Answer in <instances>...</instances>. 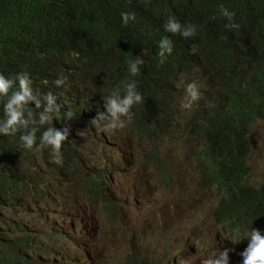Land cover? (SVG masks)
I'll return each instance as SVG.
<instances>
[{
  "label": "clouds",
  "instance_id": "1",
  "mask_svg": "<svg viewBox=\"0 0 264 264\" xmlns=\"http://www.w3.org/2000/svg\"><path fill=\"white\" fill-rule=\"evenodd\" d=\"M260 23L259 0L236 12L233 0H32L31 14L3 15L11 42L0 40V264H102L120 250L108 227L127 238L123 264H164L138 232L154 209L183 206L192 185L210 188L211 162L245 161L242 184L255 186ZM232 116L238 121L226 130ZM210 144L214 160L200 156ZM65 179L74 189L50 195ZM219 193L211 221L228 199ZM223 228L221 249L201 264H264V225ZM231 242L241 246L237 256L224 249Z\"/></svg>",
  "mask_w": 264,
  "mask_h": 264
},
{
  "label": "rangeland",
  "instance_id": "2",
  "mask_svg": "<svg viewBox=\"0 0 264 264\" xmlns=\"http://www.w3.org/2000/svg\"><path fill=\"white\" fill-rule=\"evenodd\" d=\"M257 150L254 154L253 174L250 183L259 185L264 181V122L257 123L251 130ZM190 201L177 207L174 203L162 209H154L150 216V224L138 232L147 235L152 250L160 249L164 264L176 255L178 264H201L204 258L216 255L221 249L226 232L223 225L211 221L210 213L221 202V194L212 188L191 186ZM127 238L117 243L119 249ZM224 249L237 256L240 244L231 242ZM102 259L116 261L112 256L102 255ZM235 263V261H234Z\"/></svg>",
  "mask_w": 264,
  "mask_h": 264
},
{
  "label": "trees",
  "instance_id": "3",
  "mask_svg": "<svg viewBox=\"0 0 264 264\" xmlns=\"http://www.w3.org/2000/svg\"><path fill=\"white\" fill-rule=\"evenodd\" d=\"M259 1L264 4V0ZM242 5L243 0H233L234 12L240 10ZM31 13L32 0H0V18L5 14L29 15ZM262 31H264V23L258 24L254 32ZM0 40L10 43L11 37L0 29ZM237 121V117L232 116L225 125L226 130L233 128ZM207 138L214 139V136L209 132ZM240 139L241 151L245 155L252 153L250 144L243 134ZM216 152V145L210 144L206 146L200 156L214 160ZM210 173L211 182L206 187H212L228 198L216 214L218 222H222L224 226L230 227L234 232L243 231L250 224L264 225V182L260 183V186H252L249 183L247 186L242 184L250 174V169L245 161L233 159L231 162H224L219 165L218 169L211 170ZM238 182H241V187L237 184ZM253 207H255V217L249 216L242 221Z\"/></svg>",
  "mask_w": 264,
  "mask_h": 264
},
{
  "label": "bare ground",
  "instance_id": "4",
  "mask_svg": "<svg viewBox=\"0 0 264 264\" xmlns=\"http://www.w3.org/2000/svg\"><path fill=\"white\" fill-rule=\"evenodd\" d=\"M24 16V15H23ZM178 17H180V15L178 16ZM87 23H89V22H87ZM81 25H83V24H80L79 26H81ZM76 55H81V56H83L84 55V53H83V51L82 50H77V53H76ZM0 58H2V55H0ZM7 67V65H0V71L2 72V73H4L5 72V68ZM255 67H251V68H249L248 69V72L249 71H252L253 69H254ZM62 95V94H61ZM62 101L64 100L63 98L61 99ZM61 106L63 107L64 106V104H63V102L61 103ZM92 112V116H93V118L94 117H96V110H92L91 111ZM93 122H94V120H93ZM114 129L115 128H112V129H109L108 130V132H107V136H106V138H107V141H108V143H110L111 142V135H112V132L114 131ZM201 135L203 136V137H205V138H207V136H208V134L206 133V131L205 130H201ZM76 138L77 139H79V136H78V134L76 133ZM114 162V161H113ZM210 165L211 166H214L215 167V169H218L219 168V164H217L216 162H211L210 163ZM106 179H108V184H109V188H110V190H112L113 191V189H114V184H113V182L111 181V179H110V176H109V173H107L106 174ZM66 181H65V183H64V185L62 186V188L61 189H59V190H56V191H54V192H52V193H50V195L51 194H54V193H56V195L59 193V192H61L64 188H68V189H71V190H73L74 189V186L73 185H68L67 184V182H68V179H65ZM19 193L20 194H25V192L23 191V190H21V191H19ZM30 194H32V193H30ZM5 195H8V193H6ZM74 196V194L73 193H69V200H70V198H72ZM54 201V199H51L50 200V203H52ZM221 202H223V200H221ZM4 203H5V201H4ZM90 202H88V204H89ZM1 210V209H0ZM105 217H108V214L105 216ZM249 216H244V218L242 219V221L243 220H245L246 218H248ZM255 216L254 215H252V218H254ZM4 219H7V217H4ZM34 221L35 220H32L31 221V223H30V226L28 227V230H29V232H30V234H31V229H32V226L34 225ZM97 222H98V224H101L102 225V220L101 219H99V220H97ZM113 224V221H111L110 222V225H112ZM113 230V227H108V235H112L113 236V246H116L117 247V243L119 242V240H118V237H117V235L115 234V233H113V232H111ZM1 235H2V232H0V237H1ZM84 240L85 241H92L91 239H88L87 238V235H85V238H84ZM94 244L96 243V241H94L93 242ZM235 243H237V242H235ZM135 247H137V245H133V248H135ZM230 251V250H229ZM229 251H228V253H229ZM105 255H107V256H112V257H114L115 256V259H117L116 261H113V262H110V261H108V260H104V259H102L101 260V263L102 264H123V262H122V257L123 256H127V249H123V250H118V251H116V252H112V251H108V253L107 254H105ZM57 257H58V255H57ZM175 258H176V255H174L173 257H172V263L174 264V261H175ZM10 261H8L6 264H8Z\"/></svg>",
  "mask_w": 264,
  "mask_h": 264
}]
</instances>
